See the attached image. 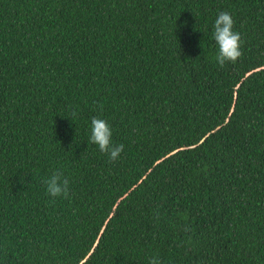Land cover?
<instances>
[{"label": "trees", "instance_id": "1", "mask_svg": "<svg viewBox=\"0 0 264 264\" xmlns=\"http://www.w3.org/2000/svg\"><path fill=\"white\" fill-rule=\"evenodd\" d=\"M222 10L242 55L220 67ZM153 256L264 264V0H0V264Z\"/></svg>", "mask_w": 264, "mask_h": 264}, {"label": "clouds", "instance_id": "2", "mask_svg": "<svg viewBox=\"0 0 264 264\" xmlns=\"http://www.w3.org/2000/svg\"><path fill=\"white\" fill-rule=\"evenodd\" d=\"M233 26L234 20L230 12L222 10L217 13L213 22L212 36L217 45L215 61L220 67L226 62L235 63L242 55L241 35L233 30ZM73 115L76 113L73 112ZM89 142L97 145L101 153L107 154L110 162L118 160L124 150L122 143L113 144L109 123L97 116H93L90 121ZM43 184L46 186L47 194L53 198L60 196L67 198L69 195V180L61 170H52L43 179ZM148 264H162V261L158 256H153L149 258Z\"/></svg>", "mask_w": 264, "mask_h": 264}]
</instances>
